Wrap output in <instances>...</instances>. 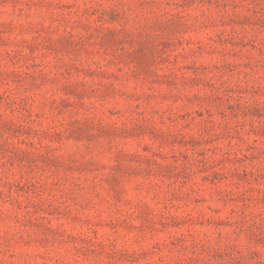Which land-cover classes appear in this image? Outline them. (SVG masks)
I'll use <instances>...</instances> for the list:
<instances>
[{"label":"rangeland","instance_id":"obj_1","mask_svg":"<svg viewBox=\"0 0 264 264\" xmlns=\"http://www.w3.org/2000/svg\"><path fill=\"white\" fill-rule=\"evenodd\" d=\"M0 264H264V0H0Z\"/></svg>","mask_w":264,"mask_h":264}]
</instances>
